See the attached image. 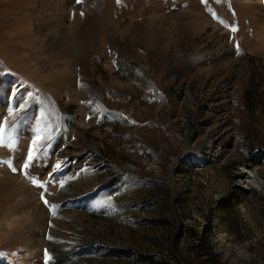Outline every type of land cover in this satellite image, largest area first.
I'll return each instance as SVG.
<instances>
[{"label":"rangeland","instance_id":"374dc122","mask_svg":"<svg viewBox=\"0 0 264 264\" xmlns=\"http://www.w3.org/2000/svg\"><path fill=\"white\" fill-rule=\"evenodd\" d=\"M0 116V264H264V0H0Z\"/></svg>","mask_w":264,"mask_h":264},{"label":"snow or ice","instance_id":"6c2138e0","mask_svg":"<svg viewBox=\"0 0 264 264\" xmlns=\"http://www.w3.org/2000/svg\"><path fill=\"white\" fill-rule=\"evenodd\" d=\"M76 3H81L82 0H75ZM120 0H117V3L119 4ZM202 3H207V0H201ZM83 15V13H81ZM231 31L236 32L238 29L236 27H233ZM236 51L239 54L242 50L237 46ZM13 95H16V93H13ZM27 97H30L32 101H34L36 104H41V98L38 96H35L31 92H27L25 97H21L17 109L15 110L13 114V119L16 121V123H12L10 126L11 128L15 129L17 127V124L21 123L23 119L25 118L27 112L31 108V104L29 103V100ZM23 113V115H21ZM44 117V109L41 108L40 114L37 117V119H41ZM87 119V118H86ZM133 124H135V121H132ZM43 140V136L39 134V130H37V134L31 139L29 146L25 150V155L22 156L15 164V166H12L10 168V171L13 173L21 172L23 175H25L26 178L30 179L32 184L36 186L39 189H43L45 187V184L43 183V180L47 176H51L55 178V174L62 171V165L59 163H56L53 165V170L45 173L44 176L40 177V180L38 181L36 179V176L38 173H36L34 170L37 168L38 165H42L44 159H46V156L43 154L45 153L46 148L48 145L41 146V141ZM49 140H51V136L49 137ZM0 146L6 147L8 149H13L16 146L15 137L9 132L7 135L5 134V126L3 117L0 116ZM5 163H8V161H5ZM247 174V173H246ZM62 186V185H61ZM40 200L43 202L46 209L51 212V214L55 215V212L53 210L54 206H50V202L45 198L43 192L40 194ZM107 203V202H106ZM49 240H52L53 237L48 236L46 237ZM44 255L48 258L49 261H51L52 257L48 254V250H44Z\"/></svg>","mask_w":264,"mask_h":264},{"label":"clouds","instance_id":"9594fccd","mask_svg":"<svg viewBox=\"0 0 264 264\" xmlns=\"http://www.w3.org/2000/svg\"><path fill=\"white\" fill-rule=\"evenodd\" d=\"M249 176L255 177V173L254 172L249 173ZM249 183H251L253 187H256L257 190H261V185L258 184L254 178L250 179ZM247 246H248L247 241L243 242V244L237 242L231 245L230 246L231 252L229 251L224 252L222 259L228 260L229 257L231 256V264H239L240 260H247L249 258V253L247 252ZM233 252H234V255H232Z\"/></svg>","mask_w":264,"mask_h":264},{"label":"bare ground","instance_id":"6f19581e","mask_svg":"<svg viewBox=\"0 0 264 264\" xmlns=\"http://www.w3.org/2000/svg\"><path fill=\"white\" fill-rule=\"evenodd\" d=\"M251 177L249 176V174L247 173L245 176H244V182H246L247 180H249Z\"/></svg>","mask_w":264,"mask_h":264}]
</instances>
